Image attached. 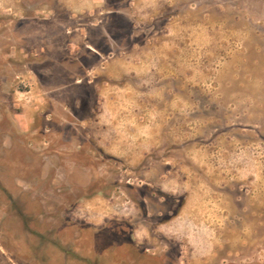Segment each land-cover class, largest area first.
Instances as JSON below:
<instances>
[{"label":"rangeland","instance_id":"rangeland-1","mask_svg":"<svg viewBox=\"0 0 264 264\" xmlns=\"http://www.w3.org/2000/svg\"><path fill=\"white\" fill-rule=\"evenodd\" d=\"M0 264H264V0H0Z\"/></svg>","mask_w":264,"mask_h":264}]
</instances>
